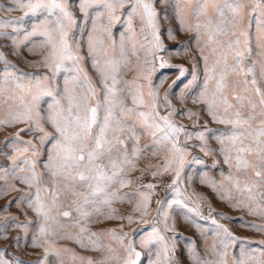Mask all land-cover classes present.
Returning <instances> with one entry per match:
<instances>
[{
	"label": "rangeland",
	"instance_id": "1",
	"mask_svg": "<svg viewBox=\"0 0 264 264\" xmlns=\"http://www.w3.org/2000/svg\"><path fill=\"white\" fill-rule=\"evenodd\" d=\"M108 2L111 0H101L92 3L86 11H81L80 0H66L74 22L69 25L67 18L62 20L68 27V40L73 50L78 51L79 56L83 58L80 66L84 71L79 75L83 78L86 73L97 90V96H89V100L94 105L97 100L103 103L104 99L101 94L103 86L100 84V73L93 67V58L89 57L90 36L97 41L95 58L99 59L102 65L109 59L122 60L119 48L123 37L125 52L131 60V65L128 68L121 67L117 74V79L121 81H131L137 75L141 70L137 68L138 61L143 62L145 58L155 57L151 88L158 93V111L161 115H167L175 108L176 114L171 120L184 129L176 134L178 146L186 149L180 178L172 185V168L176 167L175 164L169 171H162L165 159L171 157V141L159 142L149 130L138 131V142L134 139L126 140L128 158L135 167L125 165L122 176L130 182H126L123 187L118 182L113 183L108 189L109 192L116 191L121 198L112 200L110 208L103 206V214H96L94 205L85 206L83 210L93 214L87 219H82L75 212V206L70 203L71 198L62 197L61 202L52 205L50 193L43 191L53 185V178L46 164L55 141L42 142L37 138L41 133L36 130L19 131L27 128L31 121L0 124V264H88L89 258L92 264H124L128 256L126 249L129 242H133L136 251L141 253L137 264H149V260H156V253H162L165 244L168 252L167 264H197L196 257L200 261L216 264L221 259L220 253L225 250L228 253L224 257L227 264H233V257H239L242 249L258 254L259 250L264 248V230L253 225H264V202H261L259 197L250 200V193L245 188L246 185L252 187L256 182L252 175L253 170L249 168L245 171L242 167H236L238 153L229 140L233 135L234 126L213 119L207 111L206 100L211 98L215 80L208 82L206 100L193 103V99L199 95L205 84L204 57H207L208 64L211 65L220 57L221 52L227 51L226 48H219L216 41L230 39L232 34L229 32L227 35H216L209 43L210 29L201 27L197 36L196 18L188 15L190 7L195 6L197 0H148L157 12L158 33L164 45L163 50L149 55L146 50L155 42L151 29L139 16L133 17L129 24L127 13L130 9L127 2L123 7H116L114 14L105 6ZM217 2L222 3V0ZM244 2L249 4V8L238 31L248 33L247 38L251 40L253 47L252 59L259 60L256 56V40L258 37H264V7L252 13V0ZM178 6L185 8L184 16L188 30L181 28L176 11ZM25 12L27 9L15 8L14 0H0V23L7 22L0 28V120H10L9 113L21 110V96L24 97L25 103L30 100L26 91L16 87L17 83L28 88L34 86L30 82L40 79L46 90H60L62 93L65 76L77 75L71 70L73 61H65L54 78L52 69L42 63L43 57L51 50L50 45L46 44L48 37L43 33L47 32L54 40H59V31L54 23L57 15L48 16V20L53 23H41L48 14L26 16ZM110 14L114 15L111 20ZM200 20L203 22L204 17H200ZM129 27L132 32L128 31ZM34 28L37 34L29 36ZM239 39L243 48L246 37L240 36ZM133 45L136 55H132ZM214 48L217 49L215 53L212 51ZM161 62L165 64L163 68L160 67ZM231 62L229 55V63ZM250 63L251 60L245 61L246 65ZM221 66L217 65V71ZM149 67L143 66L144 76L149 74ZM181 67L185 69L183 75ZM9 73L18 79L14 82L13 76L7 75ZM234 78L233 75L229 76L230 80ZM257 79L259 80V76ZM138 83L148 106L137 107L142 111L151 112L149 81L141 76ZM129 87L133 92L136 91V85H118V88L124 89L125 92ZM242 87L238 85L226 91L225 94L234 107L225 114L224 105L219 104L215 109L218 116L235 119L234 112L237 109L242 117L248 115L251 111L248 101H243L241 106L232 98ZM260 87L264 89V83H261ZM81 91L82 88L78 86L76 95ZM166 94L171 107L165 106ZM121 99L125 106L133 107L131 96ZM253 99L258 105L259 98L254 96ZM52 102L53 98L50 96L41 97L38 107L42 114H47L48 105ZM62 103L66 105L67 101L62 100ZM189 109L193 113L192 116L185 114ZM103 115L101 111V120ZM141 119L138 114L132 116L137 125ZM262 119L264 117L259 115L257 108L255 118L250 121L253 128L246 134L248 138L244 140L245 145L256 147L252 137L256 135L255 129ZM41 123L45 131L54 134L51 124L44 121ZM17 132L19 137L16 136ZM198 133H203L204 139H200ZM162 136V131L157 132V137ZM28 141L31 143H27ZM134 148L141 149L137 157L132 156ZM241 155L249 161L255 159L254 155ZM33 172L37 180L29 186L24 183V179L31 177ZM153 172L158 174L153 176ZM148 184L155 187L148 189ZM260 184L261 187L253 188V194L264 191V181ZM37 188L41 189L40 196L45 209L49 210L50 218L47 221L33 207H29L27 202L29 199L34 201ZM75 191L89 190L77 187ZM141 193L149 197L147 215H142V204L140 211L135 210L136 205L142 201ZM64 211H69L72 215L63 217L61 214ZM109 213L119 218L109 219ZM129 216L132 217L131 223ZM53 217L55 219H52ZM77 220L79 223H76ZM42 224L47 229L43 236L39 234ZM82 227L86 229L83 233L80 231ZM113 229L120 235L127 233L123 244L112 235ZM153 229L159 231V235L164 238L163 243L157 239L149 245L141 244V237H146ZM224 229H227V233ZM34 237L40 246L33 243ZM77 238L80 242H77ZM92 241L99 242V249L93 246ZM109 246L115 250L118 260L106 259L110 255ZM160 264H166L163 253Z\"/></svg>",
	"mask_w": 264,
	"mask_h": 264
},
{
	"label": "snow or ice",
	"instance_id": "2",
	"mask_svg": "<svg viewBox=\"0 0 264 264\" xmlns=\"http://www.w3.org/2000/svg\"><path fill=\"white\" fill-rule=\"evenodd\" d=\"M98 2H101V0H80V9L81 11H86L92 3ZM125 2L128 3L130 9L127 13L129 24L133 17L139 16L146 26L151 29V35L155 42L146 50L147 53L152 55L157 51L163 50L164 45L160 41L156 22L157 12L153 4L148 2V0H111V2L105 3V6L109 9L110 13L114 14V9L116 7H123ZM14 5L18 9H27V12H25L26 16L48 14L41 23H53L48 20V16L57 15L54 23L59 31V40H54L47 32L43 33V35L48 37L46 44L50 45L51 50L43 57L42 63L52 69L53 78L63 67L65 61H73L74 66L71 70L77 73V75L65 76L62 93L60 90H56L55 92L46 90L42 86L40 79L30 82L34 86L28 88H25L23 84L17 83L16 87L22 91H26L30 96V100L25 103L24 97L21 96V110L9 113L10 120H0V124L27 123L31 121V124L27 128H22L19 131L36 130L41 133L37 138L42 142L55 141L46 164L53 178V185L52 187L43 189V191L50 193L51 204L56 205L61 202L62 197L71 198L70 203L75 206L74 210L79 214L80 218L87 219L93 214L92 212L83 210L88 205L95 206L94 212L96 214H103L101 212L103 206L110 208L112 200L121 198L116 191L109 192L108 189L113 183L118 182L123 187L126 182H130L126 181L122 176L124 166L135 167L128 158L126 140L134 139L138 142V131L144 130H149L150 134L156 137V140L159 142L171 141V157L165 159L162 171L167 172L173 164L176 165L175 168H172L174 174L172 185H175L180 178L183 157L186 152V149L178 146L176 134L184 131V129L183 126H177L171 120V117L176 114L175 108L167 115H161L158 111V93L151 88V72L155 70V57L153 59L145 58L143 62L138 61L137 68L141 70L137 72V75L131 81H121L117 79V74L121 71V67L128 68L131 65V60L125 52L123 37L119 48L122 60L109 59L102 65L100 60L95 58L97 52L94 49L97 41L90 36L88 42L90 49L89 57L93 58V67L100 73V84L103 86L101 94L104 98L103 103L97 100L93 105L89 100V96L95 98L97 90L86 73L83 78L79 75L80 72L84 71L80 66V61L83 58L79 56L78 51L73 50L68 40V27L62 23L63 18L68 19L69 25L74 22L72 14L68 10L66 0H14ZM262 7H264V0H252V13L261 10ZM248 8L249 4L245 3L244 0H222V3H218L217 0H197V4L190 7L188 15L196 18L195 28L197 36H199L201 27L210 29L208 34L209 43L213 41L216 35H227L229 32L232 34L230 39L216 41L219 48H226L227 51L221 52L220 57L211 65L208 64L207 57H204L205 84L199 95L193 99V103L206 100L208 97V82L215 80V89L211 94V98L206 100L207 111L212 115L213 119H219L221 123L234 126L233 135L229 137V140L238 153L236 156V167L238 169L242 167L245 171L249 168L253 170L252 175L256 182L253 183L252 187L246 185L245 188L250 193V200H255L259 197L260 201L264 202V191L253 194V188L261 187L260 182L264 181V171L258 170L264 169V139H262L264 138V119L261 120V123L255 129L256 135L252 137L256 147L253 148L251 145H245L244 143V140L248 138L246 134L253 128L250 121L255 118L257 108H259V115L264 117V89L260 87L261 83H264V37H258L256 40V48L258 49L256 56L260 59L253 60V47L251 40L247 38L248 33L238 31L244 21ZM176 11L182 30H188L184 16L185 8L178 6ZM113 14L109 15V20L114 18ZM200 17H204L203 22H201ZM214 20L215 23H213ZM5 23H0V28L4 27ZM128 31L132 32L133 30L129 27ZM36 34L37 31L34 28L28 35L35 36ZM169 36L171 37V29H169ZM240 36L246 37L243 48L240 45ZM140 47L143 48V45ZM212 51L215 53L217 49L214 48ZM132 55H136L135 45H133ZM229 55H231V63H229ZM246 60H251V63L246 65ZM145 65L150 66L147 76H144L142 71ZM217 65H222L219 71H217ZM164 66L165 64L161 62L160 67L163 68ZM184 71L185 69L181 67V75H183ZM7 75L13 76L14 82L18 79L11 73ZM230 75H233L235 78L230 80ZM141 76L149 81L150 90L148 96L151 98V112L142 111L137 107L148 106V102L144 98V93L140 91L141 86L138 83ZM258 76L259 80L257 79ZM121 83L136 85V91L133 92L131 87H129L127 92L124 89H119L118 85ZM238 85L243 86L242 90L235 92L232 98L241 104V106H243L242 102L247 100L251 111L246 117H242L241 112L237 109L234 112L235 119L218 116L215 109L219 104L224 105L223 111L225 114L228 113L229 109L234 107L229 102V98L225 93L229 88H236ZM78 86L82 88V91L79 95H76ZM45 95L53 98V102L48 105L46 115L42 114L38 107L41 97ZM128 96L132 98L133 107L125 106L123 99H121V97L126 99ZM254 96L259 98L258 105L253 99ZM62 100H66L67 104H63ZM164 103L165 106L171 107L167 94L164 97ZM101 111L104 113L102 120L99 118ZM133 114H138L142 118L139 125L133 122ZM185 114L188 116L193 115L190 109ZM149 118L151 122H149ZM42 121L52 125L54 134L45 131L41 123ZM160 131L163 132V136L157 137V132ZM197 135L200 139H204L203 133H198ZM16 136L19 137V132L16 133ZM27 143H31V141ZM221 143H223V140H221ZM230 150L222 149V151ZM140 151L141 149L134 148L132 156L137 157ZM245 153L254 155L255 159L249 161L241 155ZM157 174V172L152 173L153 176ZM36 180L37 176L33 172L31 177L24 179V183L32 186ZM77 187L86 188L89 191L77 192L75 191ZM146 187L153 189L155 185L148 184ZM40 191L41 189L37 188L34 201L29 199L27 202L29 207H33L47 221L50 218L48 215L49 210L45 209ZM141 197L142 201L136 205L135 210L140 211L142 204L144 209L142 215H147L149 197L145 193H141ZM61 215L63 217H70L72 213L64 211ZM107 218L119 217H113L109 213ZM52 219L55 218L53 217ZM128 220L131 223L132 217L129 216ZM76 223H79V220ZM165 227H167V224ZM253 227L264 230V225H253ZM80 231L83 233L86 229L82 227ZM111 231L112 235L123 244L124 236L127 233L120 235L114 229ZM224 231L227 233V229H224ZM46 232L47 229L42 224L39 228V234L43 236ZM93 235L95 234L93 233ZM229 235L231 234L229 233ZM157 239L161 243L164 241V238L159 235V231L153 229L146 237H141L140 242L141 244L149 245ZM77 242H80L79 238H77ZM33 243L36 246H40L35 237ZM92 243L94 247L99 249L100 244L98 241H92ZM225 249H227V245H225ZM126 250L128 256L124 264H137L141 253L136 251L134 243L129 242ZM108 252L110 255L106 259H119L111 246L108 247ZM162 253L167 264L168 252L166 244L162 249ZM162 253L158 251L156 253V260H149V264H160ZM227 254L226 250L220 253L221 259L216 264H227V261L224 259ZM133 257L135 258L133 259ZM196 259L197 264H211V262L200 261L198 257ZM88 264H92L90 258ZM233 264H264V248H261L258 254L242 249L239 257H233Z\"/></svg>",
	"mask_w": 264,
	"mask_h": 264
}]
</instances>
